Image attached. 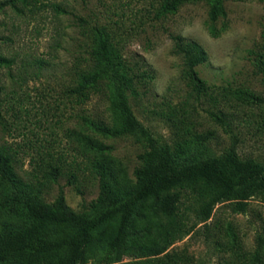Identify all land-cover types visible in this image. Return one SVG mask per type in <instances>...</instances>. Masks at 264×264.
I'll list each match as a JSON object with an SVG mask.
<instances>
[{
	"label": "rangeland",
	"instance_id": "obj_1",
	"mask_svg": "<svg viewBox=\"0 0 264 264\" xmlns=\"http://www.w3.org/2000/svg\"><path fill=\"white\" fill-rule=\"evenodd\" d=\"M7 1L0 0V54L12 65L0 67V147L12 154L17 176L39 189L47 204L54 205L63 193L75 213L93 215L100 207V180L80 136L93 134L86 118L111 123V103L102 93L81 101L69 92L93 69L95 27L106 30L134 74L147 71L152 77L136 78V93H125L138 123L135 132L101 138L113 147L117 166L134 178L150 149L142 130L183 165L219 158L234 146L242 158L264 165V101L235 96L240 91L264 98V0H220L225 15L215 21L210 17L214 0L188 3L166 16L159 15L164 0ZM182 41L207 54L195 68L206 92L186 76L182 55L175 52ZM208 132L215 139L196 147L197 135ZM53 168L59 171L54 181ZM6 198L0 191V233L5 225L21 223L3 208ZM147 211L145 205L139 208L146 217L132 219L129 250L113 264L155 258L167 264H252L257 252L264 264L263 191L248 201L245 212L227 202L208 222L192 213L184 237L159 257L149 253L160 242L159 230L174 229L176 223ZM110 232L103 228L97 238L104 242ZM108 256L101 248L88 264Z\"/></svg>",
	"mask_w": 264,
	"mask_h": 264
},
{
	"label": "trees",
	"instance_id": "obj_2",
	"mask_svg": "<svg viewBox=\"0 0 264 264\" xmlns=\"http://www.w3.org/2000/svg\"><path fill=\"white\" fill-rule=\"evenodd\" d=\"M29 0H8L7 5ZM210 0H164L160 16L176 13L188 3ZM60 12L68 13L57 7ZM225 15L220 0L211 3L213 21ZM82 21V19H80ZM92 50L93 69L82 73L69 92L81 101L93 93H102L110 101V124L86 118L93 134H81L86 150L93 156L92 172L100 180L99 210L93 215L71 211L63 193L54 205L40 198V190L24 183L16 174L12 154L0 147V191L6 200L3 208L20 217L21 223L5 225L0 233V264H88L101 248L109 255L100 264L121 261L123 251L129 250L131 222L134 217L145 218L138 212L147 206L153 217L173 218L171 230H159L160 242L150 249V255L159 257L186 234L192 213L202 222H208L215 208L229 202L238 212H245L248 201L258 192H264V165L252 158H242L236 147L219 158H209L190 164H181L167 149L158 148L142 130V138L149 144L143 163L132 178L116 165L111 153L113 147L101 138L113 139L131 135L138 128L126 92L136 93V78H152L145 71L134 74L130 64L111 43L105 29L95 27ZM177 54L182 55L186 76L199 91H207L195 68L208 60L207 54L194 42L178 43ZM12 65V60L0 54V67ZM235 96L249 102L264 98L248 92H235ZM215 134H198L196 147H202ZM58 169L53 168L50 179L56 180ZM184 207V211H183ZM111 228L107 239L97 238L103 228ZM58 230L54 235V229ZM148 230L144 229L143 232ZM117 258H112V255ZM140 264H167L155 258ZM252 264H263L262 256L255 253Z\"/></svg>",
	"mask_w": 264,
	"mask_h": 264
}]
</instances>
